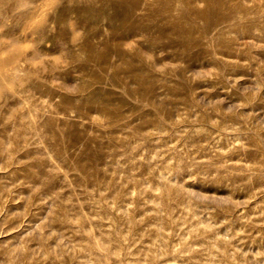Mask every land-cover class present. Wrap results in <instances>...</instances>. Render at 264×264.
I'll return each mask as SVG.
<instances>
[{
  "label": "rangeland",
  "instance_id": "obj_1",
  "mask_svg": "<svg viewBox=\"0 0 264 264\" xmlns=\"http://www.w3.org/2000/svg\"><path fill=\"white\" fill-rule=\"evenodd\" d=\"M0 62V264H264V0H0Z\"/></svg>",
  "mask_w": 264,
  "mask_h": 264
},
{
  "label": "bare ground",
  "instance_id": "obj_2",
  "mask_svg": "<svg viewBox=\"0 0 264 264\" xmlns=\"http://www.w3.org/2000/svg\"><path fill=\"white\" fill-rule=\"evenodd\" d=\"M203 15H204V17H207V15H208V13H207V11L206 10H204V12H203ZM0 64H2L1 62H0ZM15 69V67L13 68V70ZM72 134H73V132H71ZM71 133H69L68 135L70 136V134ZM72 137H73V135H72ZM178 220V219H177ZM123 221V220H122ZM179 224V223H178ZM149 225V224H148ZM154 226L156 227V225L154 224ZM150 227V226H149ZM152 228V227H151ZM154 228V227H153ZM152 228V229H153ZM154 230H156V228L154 229ZM152 232V231H151ZM205 240V239H204ZM207 240V239H206ZM209 240V239H208ZM205 244V243H204ZM201 246H202V248L203 247H205L203 244H201ZM67 248L70 250V251H73V249L75 248V246L74 245H67ZM209 248V247H208ZM201 249V248H200ZM209 250V249H208ZM210 251V250H209ZM213 252V251H212ZM204 253V252H203ZM206 253V252H205ZM216 253V252H215ZM207 255H209V254H207ZM216 255V254H215ZM212 256V255H211ZM213 256H214V254H213ZM206 257H208V256H206ZM210 257V256H209ZM209 259V258H208ZM212 260V262H213V259H211ZM18 261V260H17ZM208 262V261H207ZM211 262V261H210ZM52 263L53 264H62V261H61V256H57V257H52ZM18 264H22V263H18ZM204 264H207V263H204Z\"/></svg>",
  "mask_w": 264,
  "mask_h": 264
}]
</instances>
